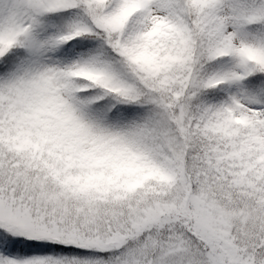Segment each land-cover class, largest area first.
Segmentation results:
<instances>
[{"label": "snow or ice", "instance_id": "obj_1", "mask_svg": "<svg viewBox=\"0 0 264 264\" xmlns=\"http://www.w3.org/2000/svg\"><path fill=\"white\" fill-rule=\"evenodd\" d=\"M0 264H264V0H0Z\"/></svg>", "mask_w": 264, "mask_h": 264}]
</instances>
